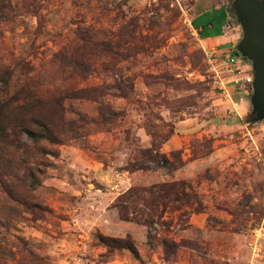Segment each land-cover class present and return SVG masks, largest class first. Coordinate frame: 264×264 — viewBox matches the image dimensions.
<instances>
[{"label":"rangeland","instance_id":"374dc122","mask_svg":"<svg viewBox=\"0 0 264 264\" xmlns=\"http://www.w3.org/2000/svg\"><path fill=\"white\" fill-rule=\"evenodd\" d=\"M223 1L0 0V264H264L251 63L191 25Z\"/></svg>","mask_w":264,"mask_h":264},{"label":"water","instance_id":"95a60500","mask_svg":"<svg viewBox=\"0 0 264 264\" xmlns=\"http://www.w3.org/2000/svg\"><path fill=\"white\" fill-rule=\"evenodd\" d=\"M232 9L241 29L236 55L251 63L253 71L251 114L264 120V0H232Z\"/></svg>","mask_w":264,"mask_h":264},{"label":"crops","instance_id":"0c3cea01","mask_svg":"<svg viewBox=\"0 0 264 264\" xmlns=\"http://www.w3.org/2000/svg\"><path fill=\"white\" fill-rule=\"evenodd\" d=\"M200 1H196V4ZM191 25L199 37L218 52L237 57L235 46L241 39L239 24L232 19L228 2L209 7L191 16Z\"/></svg>","mask_w":264,"mask_h":264},{"label":"trees","instance_id":"16d2710c","mask_svg":"<svg viewBox=\"0 0 264 264\" xmlns=\"http://www.w3.org/2000/svg\"><path fill=\"white\" fill-rule=\"evenodd\" d=\"M34 81H35L34 76H27L25 78L24 84L27 87L32 88L33 86H31V84H33ZM35 94H36V89L35 87H33V97L35 99H38V97L35 96ZM27 122L30 123L31 126L36 128V130H31L27 127L24 129V132L27 134L29 138H31L32 140H36V141L39 138L50 139L51 134L47 130V127L45 126V124L38 117L31 116L29 117V119H27ZM143 154L155 164H162L163 166H166V167L169 164L168 161L164 159V157L158 153L157 144L155 143V141L153 142V145L151 148L143 151ZM125 248L129 250L132 254H136L135 247L131 243H128V241L126 242Z\"/></svg>","mask_w":264,"mask_h":264},{"label":"built area","instance_id":"2783aa9c","mask_svg":"<svg viewBox=\"0 0 264 264\" xmlns=\"http://www.w3.org/2000/svg\"><path fill=\"white\" fill-rule=\"evenodd\" d=\"M238 60H239V57H230V61L232 62V63H234V64H236L237 62H238ZM252 80H253V77L252 76H250V77H248L247 78V82L248 83H252Z\"/></svg>","mask_w":264,"mask_h":264}]
</instances>
